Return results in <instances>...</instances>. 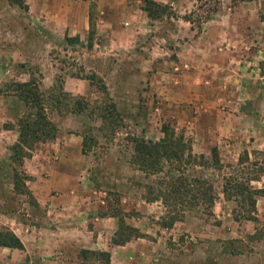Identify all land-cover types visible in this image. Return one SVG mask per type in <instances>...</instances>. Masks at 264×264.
Returning <instances> with one entry per match:
<instances>
[{
  "label": "rangeland",
  "instance_id": "374dc122",
  "mask_svg": "<svg viewBox=\"0 0 264 264\" xmlns=\"http://www.w3.org/2000/svg\"><path fill=\"white\" fill-rule=\"evenodd\" d=\"M99 1L87 3L95 16ZM106 1L110 0H102V4ZM159 1L174 8L173 20L186 13L178 12L186 7L191 11L196 3L181 0L179 8L180 0L155 2ZM128 2L134 8L141 5L138 0ZM25 3L26 9H21L0 0V31L7 34V55L19 52L12 47L13 39L20 42L22 37L26 42L21 45L20 61L7 59L14 67L7 64L11 74L0 81V92L7 97L8 118L13 125L22 115L30 114V118L46 119L54 136L32 141L29 150L23 148L28 154L25 157L11 151L16 140L2 138L0 231L9 230L21 243L31 245L27 250L0 247V264H80L79 249L106 251L109 264H264V192L251 197L245 190L238 195L223 190L224 178L227 187L232 184L229 180L236 178L241 186L264 190V174L258 169L264 168V152H260L264 146V0H219L218 11L199 26L196 22L190 25L199 33L203 24L223 9L231 24L228 36L241 41L240 60L248 70L240 76H225L232 78L228 81L230 102L217 109L207 101L214 80L210 71L200 75L194 71L185 77L186 83L174 81L172 62L177 60L181 40L150 38L146 46L156 59L150 70L153 76L132 79L128 86V57L142 51L143 39L135 40L131 48L128 41L127 47L119 49L102 46L100 41L106 38L94 25L91 37L100 44L94 47L96 52L108 59L103 69L106 74L84 75L74 60L76 53L84 50L78 44L68 46L72 42L65 39L66 33L62 38V25H55L57 20L53 19L58 15L52 13L53 6H63L62 0ZM201 11L195 9V14ZM168 19H146L150 28L141 36L148 40L154 32L158 37L162 25L158 22L164 20L177 29ZM86 33L79 44L85 42ZM158 45H163L164 51ZM178 71V75L182 73ZM67 74H80L85 79L80 93L64 91ZM219 80L222 82V77ZM24 82L34 95L24 93L19 86ZM162 125L181 137L190 152H184L180 159L153 157L146 165L135 163L134 140L157 141ZM43 130L51 131L48 126ZM212 148L218 165L210 162ZM36 152L51 155L50 163L38 159L48 166L42 176H48L52 169L72 175L85 195L80 200L83 217L77 222L82 234L75 232L55 245L54 239L61 236L59 230L71 222L64 220L56 234L48 231L57 225L52 219L58 217L47 212L45 197L37 202L31 193L20 191V184L29 191L31 176L24 171V160ZM61 153L67 155L66 160L59 158ZM33 165L39 168L36 162ZM254 175L256 181L245 183Z\"/></svg>",
  "mask_w": 264,
  "mask_h": 264
},
{
  "label": "crops",
  "instance_id": "0c3cea01",
  "mask_svg": "<svg viewBox=\"0 0 264 264\" xmlns=\"http://www.w3.org/2000/svg\"><path fill=\"white\" fill-rule=\"evenodd\" d=\"M88 1L89 0H62L64 3L63 6H53L52 13L58 14L57 16L55 14L54 17L56 18L53 19L57 20V23L55 22L56 20H54L55 25H58V23L62 25V38L64 33H66L65 39L66 37H78V42H72V45L71 43H68V46L70 47H76L79 45L80 49L82 51L84 50L83 54L76 53L77 57L74 59L77 61V65L80 66L78 72L84 75H86V73H92L95 76H103L104 73L106 74L103 69L106 66L105 62L108 63V59H105L102 54L96 52L94 47L100 44L94 43L93 40L90 47L86 45V42L79 44V42L82 41V34L87 31ZM138 1L140 2V0ZM159 2L168 3L162 1ZM177 3V6L182 8L183 3L181 0ZM172 10L174 11V8H172ZM188 11L189 8L186 7L185 10L178 13L183 14L185 12L188 13ZM95 18V26L99 27L100 30L99 35L106 38V40L102 39V41H100L102 42V46L112 45L119 49L127 47L125 41H128V48H131L135 40L140 38L141 40L143 39L144 46L140 47L142 48V51L135 53L138 55L132 53L128 57V60L131 61V64H129L130 72L127 74L128 86L133 84L130 83L132 79L142 78L143 80H149L153 76V74L150 76V70L153 61H156V59L153 60L152 55L154 53L150 52L146 46L147 44H150V38L151 40L158 39L160 42H165V39L167 41L179 39L183 42L179 46V53L178 56H176L177 60L174 62L171 61L173 69L176 71L173 74V76L176 77L174 81L178 82V84L186 83L184 81L185 77L193 74L194 71H197L198 75L202 72L210 71L214 80L211 82L213 87L210 90V95L208 96L207 101L209 100L208 103L211 105L210 107L212 109H217L218 105H223L224 107L225 104L230 102V83L228 81H231L232 78L225 79V76L229 77L233 74L240 76V74H243L248 70L243 66V63L240 60L241 54L239 51L241 41L228 36V28L231 24L228 20L227 13L223 9L221 10V14L216 15L215 19L204 23L202 30L199 33H196L191 29V24L184 21L181 17L176 20H173V17H170L169 19H172L178 28H172L174 25L168 23L167 20H164V23L158 22L162 23L161 31H158V37H155L153 32L150 37L149 34L147 35V37H149L148 40H145L146 37L141 35H144L145 29L150 28V24L146 22L147 18L142 13L140 6L134 8L132 5H129L128 0H110L106 1L105 4H102V0H100L99 5L96 7ZM47 24L48 27H50V23ZM33 27H35V25H33ZM40 33L41 32H38V34ZM19 39L20 42L14 39L12 40V47L19 52L8 54V56L5 51L7 34L0 31V81L2 79L4 80L5 75L11 74V71L6 68L7 64L10 65L11 68L14 67L12 63L7 61V59L10 57L12 62H17L20 61L22 57L20 51L21 45H24L26 42H24L22 37ZM158 49L164 51L165 48L163 45H158ZM200 57H204L205 61H202ZM116 60L119 61L117 58ZM50 64L52 66V63ZM184 69H189L190 72ZM21 70L22 69H19V71ZM178 70L182 72L179 75L177 74V72H179ZM229 71L231 74H229ZM157 73L163 74L162 72ZM80 76L82 75H65L64 81L66 84L64 83V91H67L68 93H80V89H83L82 86L85 85L82 84L85 83V79ZM220 77H222V82L219 80ZM21 81L25 80L22 79ZM164 86H167V84ZM6 98L7 97L0 92V146L3 144L2 138H6L5 140L10 139L11 142L16 140V130L14 127L15 125H13L14 122L8 118L7 112L9 106ZM8 124H11L12 127H5ZM222 124H225V119H223ZM54 146L55 144L52 145V147ZM50 156V152L32 153L30 158L24 160L23 167L25 173L31 176V181H28L27 189L35 201H42V197H45L44 204L47 207V212L58 217L52 219V221L57 222V225H52L48 231L56 234V230H58L63 224L64 220H69L71 222L68 228L59 230V235L61 236H58L59 238H57V240L54 239L55 245L60 239L72 235L75 232L80 235L82 234V232L78 230L77 222L83 217L82 215L84 211L82 207H80V200L85 199V195L83 191H80L81 184H79L76 178L72 175L54 171L53 169L51 172H47L48 176L41 175V172L45 171L48 167L46 162L50 163ZM39 157H42L46 162L38 160ZM61 157L66 160L67 155L61 153L59 158ZM34 162L39 165V168L33 165ZM27 235L29 236L30 234L27 233ZM30 245L31 244L22 243L23 249L25 250H27Z\"/></svg>",
  "mask_w": 264,
  "mask_h": 264
},
{
  "label": "trees",
  "instance_id": "16d2710c",
  "mask_svg": "<svg viewBox=\"0 0 264 264\" xmlns=\"http://www.w3.org/2000/svg\"><path fill=\"white\" fill-rule=\"evenodd\" d=\"M9 4L15 5L18 8L26 9L25 0H6ZM85 1V0H81ZM235 1H244V0H231ZM219 0H196V3L191 11L184 14L181 18L192 25L193 22H196V26H199L203 20L207 19L210 13H215L218 11L216 5H218ZM140 9L144 12L145 17L151 21H159L163 18H170L174 16V12H172V8L168 3L155 2L153 0H140ZM206 6V7H205ZM195 9H201V14H195ZM192 15H195L192 18ZM94 12L91 10L88 11L87 14V35H86V45L88 47L92 44L91 35L94 34V25L95 18ZM68 42H78V37L67 38ZM20 87H23L24 93L27 92L30 95H34V92L29 90L28 83L24 82L19 84ZM30 114H24L22 117L17 119L15 130H16V141L11 146V151L14 154H22V157L28 155L23 151V148L29 150L31 148L32 141L36 142L39 140H43L46 138H53L54 136V128L50 125V123L46 119L38 118H30ZM46 126L50 128L51 131L43 130ZM5 127H12V125H6ZM160 132L162 136L153 142H144L141 139L134 140V162L140 163L141 165H146L148 163V159L153 157H159L162 159L170 160V159H180L184 152H190V147L186 145V143L181 139V137L174 136L171 130H168L166 125H162L160 127ZM83 146V141H82ZM23 151V152H22ZM260 152H264L263 150ZM189 155V154H188ZM20 161V160H18ZM210 162L211 164L218 165L219 161L217 158V153L215 148L210 150ZM261 169V172L264 174V168ZM255 172H258L256 170ZM224 178V187L223 190H231L234 191L236 195L238 192L240 193L242 190H245L249 196L262 194L264 192L263 189H254L250 186H241L238 180L230 179V187H227V180ZM257 177L254 175L252 178L246 180L245 183L248 184V181H256ZM226 182V183H225ZM20 191L26 195H29L30 192L22 187L20 184ZM17 189V187H15ZM225 192V191H224ZM31 195V194H30ZM31 205H34L35 202L33 200L30 201ZM0 247L3 248H11L22 250L23 246L20 240L16 237L15 234L10 232L9 230L0 231ZM77 257L80 260V264H88L89 261H95L97 264H109V253L106 251L99 250H89V249H79L77 253Z\"/></svg>",
  "mask_w": 264,
  "mask_h": 264
}]
</instances>
